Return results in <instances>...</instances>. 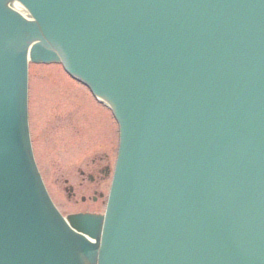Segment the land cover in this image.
<instances>
[{"label":"water","instance_id":"water-1","mask_svg":"<svg viewBox=\"0 0 264 264\" xmlns=\"http://www.w3.org/2000/svg\"><path fill=\"white\" fill-rule=\"evenodd\" d=\"M7 1L0 264H264V0H132L122 7L131 27L119 18L103 30L88 19L114 0H19L35 22ZM35 40L31 60L68 64L121 118L105 217L70 216L68 226L36 175L21 75Z\"/></svg>","mask_w":264,"mask_h":264},{"label":"rangeland","instance_id":"rangeland-1","mask_svg":"<svg viewBox=\"0 0 264 264\" xmlns=\"http://www.w3.org/2000/svg\"><path fill=\"white\" fill-rule=\"evenodd\" d=\"M29 69L31 141L53 202L62 215L102 214L115 124L59 65Z\"/></svg>","mask_w":264,"mask_h":264}]
</instances>
